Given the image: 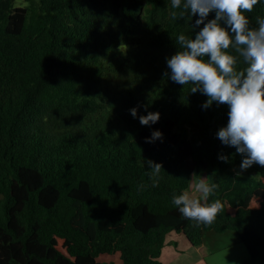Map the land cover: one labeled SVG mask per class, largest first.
I'll list each match as a JSON object with an SVG mask.
<instances>
[{
    "label": "trees",
    "instance_id": "16d2710c",
    "mask_svg": "<svg viewBox=\"0 0 264 264\" xmlns=\"http://www.w3.org/2000/svg\"><path fill=\"white\" fill-rule=\"evenodd\" d=\"M16 2L0 0V264H164L173 232L206 258L205 234L227 230L245 264L264 263V166L237 175L244 157L217 137L228 107L164 76L199 16L173 20L171 0ZM246 15L256 26L264 0ZM148 160L163 165L155 187ZM193 173L218 185L211 225L172 203Z\"/></svg>",
    "mask_w": 264,
    "mask_h": 264
},
{
    "label": "clouds",
    "instance_id": "9594fccd",
    "mask_svg": "<svg viewBox=\"0 0 264 264\" xmlns=\"http://www.w3.org/2000/svg\"><path fill=\"white\" fill-rule=\"evenodd\" d=\"M260 0H171L173 20L187 17L195 20L194 38L180 34L175 40L178 51L168 58L169 72L164 76L179 85H191L190 93L208 97L203 107L226 105L228 122L217 137L224 145L235 147L243 156L240 172L254 164L264 166V17H256L252 26L246 13H251ZM215 17L209 19V14ZM203 25L201 28L200 26ZM199 29V31H196ZM243 64L245 67L239 68ZM137 117L138 109H130ZM160 119V113L139 116L141 125L149 126ZM154 131L146 142L162 139ZM227 161V156H220ZM152 186L158 185L163 165L146 161ZM191 191L173 195L172 203L181 215L196 226L211 225L224 209L220 200L208 203L218 185L208 177L192 174ZM147 185H140L143 189ZM203 201V202H202Z\"/></svg>",
    "mask_w": 264,
    "mask_h": 264
},
{
    "label": "rangeland",
    "instance_id": "374dc122",
    "mask_svg": "<svg viewBox=\"0 0 264 264\" xmlns=\"http://www.w3.org/2000/svg\"><path fill=\"white\" fill-rule=\"evenodd\" d=\"M25 5V0H17L16 2V7ZM235 170L240 172V168ZM247 172L248 170H245L242 173L246 174ZM204 244L209 254L200 264H245L250 260V253L246 245L240 240L235 231L227 230L224 233L209 231L205 234ZM98 261L101 263L123 264L120 253L99 256ZM253 264L264 263L258 261Z\"/></svg>",
    "mask_w": 264,
    "mask_h": 264
},
{
    "label": "crops",
    "instance_id": "0c3cea01",
    "mask_svg": "<svg viewBox=\"0 0 264 264\" xmlns=\"http://www.w3.org/2000/svg\"><path fill=\"white\" fill-rule=\"evenodd\" d=\"M203 259L199 249L184 234L173 232L167 236L161 256L164 264H200Z\"/></svg>",
    "mask_w": 264,
    "mask_h": 264
}]
</instances>
